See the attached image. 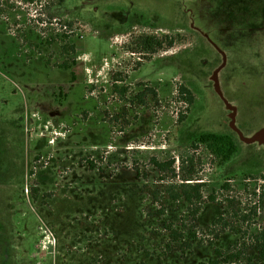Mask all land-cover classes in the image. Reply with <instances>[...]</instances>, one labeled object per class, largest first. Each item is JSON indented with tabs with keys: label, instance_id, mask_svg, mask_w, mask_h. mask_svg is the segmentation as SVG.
<instances>
[{
	"label": "rangeland",
	"instance_id": "1",
	"mask_svg": "<svg viewBox=\"0 0 264 264\" xmlns=\"http://www.w3.org/2000/svg\"><path fill=\"white\" fill-rule=\"evenodd\" d=\"M263 225L264 0H0V264H253Z\"/></svg>",
	"mask_w": 264,
	"mask_h": 264
},
{
	"label": "trees",
	"instance_id": "2",
	"mask_svg": "<svg viewBox=\"0 0 264 264\" xmlns=\"http://www.w3.org/2000/svg\"><path fill=\"white\" fill-rule=\"evenodd\" d=\"M153 40L155 39L147 38L145 41V44L149 48H152L155 42ZM198 141L199 143H202L208 146L211 152L214 154V156L217 157L222 163L230 162L232 158L237 154L238 149H239L238 143L236 142L234 136L231 134L203 133L199 136ZM153 162L160 172L169 171L173 164V162L159 163V162H156L155 160H153ZM181 188H183L182 191L176 190L175 188H170L168 190L170 199H172L173 201H178L180 199H183L188 204L192 203L194 200L199 201L201 199V185L200 184L191 185L187 183V184H183ZM196 214H197V211L194 212L193 215L195 216ZM170 233H171L172 238L174 239L178 237H182V235L177 233L176 230L170 229ZM143 236L144 235L140 236V238H136L137 240L136 244H138L141 241ZM189 242L191 243V239H189ZM130 246H133V243ZM254 246H255V253H257L256 259L258 262H254L253 264H264V225L260 229V231L257 233ZM190 248H191V245H190ZM237 257H239V254L231 255L229 256L228 259L229 261L233 262L234 260L238 259ZM250 262L246 264H252Z\"/></svg>",
	"mask_w": 264,
	"mask_h": 264
}]
</instances>
